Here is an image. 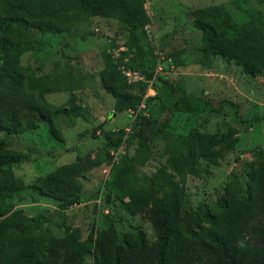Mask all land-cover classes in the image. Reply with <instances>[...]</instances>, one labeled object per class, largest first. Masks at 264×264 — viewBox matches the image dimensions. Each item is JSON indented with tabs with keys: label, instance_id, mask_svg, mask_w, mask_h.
Returning a JSON list of instances; mask_svg holds the SVG:
<instances>
[{
	"label": "rangeland",
	"instance_id": "374dc122",
	"mask_svg": "<svg viewBox=\"0 0 264 264\" xmlns=\"http://www.w3.org/2000/svg\"><path fill=\"white\" fill-rule=\"evenodd\" d=\"M233 1L143 0L148 21L142 34L158 58L149 79L134 60L128 33L116 19H69L53 12L57 6H49L40 24L51 27L42 26L32 33L35 41L21 47L19 62L12 68L22 78H44L43 95H38L37 103L48 112L51 123L43 122L19 135L1 134L10 152L19 154V161L10 166L17 197L12 198L13 206L0 223L40 220L43 225L38 231L46 239L78 234L75 244H67L70 251L79 250V243L87 242L92 231H105L109 225L118 242L132 238L138 231L150 247L155 240L152 225L130 213L127 199L113 194L107 200L105 184L113 175V165L120 168L123 157L133 153L136 139L132 138L131 143L127 139L136 129L137 119L146 116L148 106L157 100H163L169 108L168 123L164 133L157 135L154 144L158 148L150 162L138 169V178L168 167L165 152L179 135L192 131L230 135L232 148L221 153L218 160H195L192 174L185 175L183 181L177 175L174 178L185 194V207L190 212L195 213L199 207L213 208L227 184L240 180L252 164L264 157V121L250 125L243 122L254 116L264 117V72L249 76L234 61L211 53L216 42L210 39L207 29L219 33L223 27V21L216 18L224 13L230 16V24L244 20L243 12L233 7ZM242 6L264 12V0H243ZM111 69L120 87L138 98L134 108L117 109L116 97L105 90L101 73ZM7 84L0 83V95L14 96L9 94ZM19 88L24 89V83ZM186 94L207 99L215 108L222 107L223 101H231L239 106L241 119L235 118L225 103L217 116L178 111L179 99ZM30 96L33 100L38 97L36 92ZM120 137L122 140L115 145ZM109 140L112 145H108ZM96 157L102 158L100 165L77 178L80 204L61 210L59 201L31 190L41 179L78 158ZM83 264H92L91 252Z\"/></svg>",
	"mask_w": 264,
	"mask_h": 264
},
{
	"label": "trees",
	"instance_id": "16d2710c",
	"mask_svg": "<svg viewBox=\"0 0 264 264\" xmlns=\"http://www.w3.org/2000/svg\"><path fill=\"white\" fill-rule=\"evenodd\" d=\"M47 1L0 0V83H8L9 94L14 95H0V219L12 208V198L17 197L10 166L19 161V154L10 152L1 134L19 135L36 129L43 122L51 123L48 112L37 103L38 95H43L44 78L36 75L22 78L12 68L19 62L23 46L35 41L32 33L42 26L51 27L40 24L49 6H57L53 12L69 19L87 16L116 19L127 31L133 58L148 79L157 66L158 58L142 34L148 21L142 9L143 0ZM242 3L243 0L232 2L233 7L244 14L241 23L230 24V16L222 13L216 18L223 21L220 32L207 29L210 39L216 42L211 53L228 62L234 61L245 74L257 77L264 72V12L256 7L244 8ZM112 69L101 73L105 90L116 97L117 109L134 108L138 98L120 87ZM21 83L24 89L19 88ZM67 85L71 87L68 82ZM35 92L38 97L33 100L30 94ZM223 103L232 108L235 118L241 119L237 104L223 101L222 107L215 108L209 100L191 94L179 99L177 110L195 116H217ZM168 112L163 100L148 106L147 115L137 119L136 129L127 139L128 143L136 139L133 153L123 157L120 168L113 165V175L105 184L107 200L113 194L127 199L130 213L152 225L155 240L150 247L138 231L132 238L118 242L114 228L109 225L105 231H92L87 242L79 243V250L70 251L67 244H75L78 234L46 239L38 231L43 225L40 220L29 219L25 224L4 221L0 223V264H83L90 252L92 264H264V157L256 165L252 164L240 180L230 181L213 208L199 207L195 213L185 207L187 199L174 178L177 175L183 181L185 175L192 174L195 160H218L221 153L232 148L230 135L197 131L179 135L165 152L170 162L168 167L138 178V169L150 162L158 148L154 142L164 133ZM260 121H264V117L254 116L243 122L250 125ZM121 140L117 138L114 144L118 145ZM108 145H112L110 140ZM101 162L100 157L78 158L41 179L31 190L49 195L60 202L61 210H67L81 203L77 178Z\"/></svg>",
	"mask_w": 264,
	"mask_h": 264
}]
</instances>
